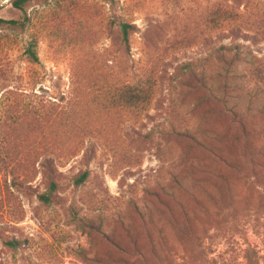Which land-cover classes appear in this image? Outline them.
Instances as JSON below:
<instances>
[{
	"label": "rangeland",
	"instance_id": "obj_1",
	"mask_svg": "<svg viewBox=\"0 0 264 264\" xmlns=\"http://www.w3.org/2000/svg\"><path fill=\"white\" fill-rule=\"evenodd\" d=\"M0 18L25 23L0 28V264H264V0H0Z\"/></svg>",
	"mask_w": 264,
	"mask_h": 264
},
{
	"label": "trees",
	"instance_id": "obj_2",
	"mask_svg": "<svg viewBox=\"0 0 264 264\" xmlns=\"http://www.w3.org/2000/svg\"><path fill=\"white\" fill-rule=\"evenodd\" d=\"M32 1H36V0H11V5L13 6V8H15L21 12H24V8ZM104 1H111V0H104ZM116 27H117L116 36H117L118 43L122 47V49L125 52H127L129 49V36L131 35V33H133L135 31V26L131 23L126 22V21L118 20L116 22ZM0 28H7V29L23 31L25 29V23L24 22L17 23L16 21H13V20H5V19L0 18ZM262 34L264 35V30H262ZM35 47H36V41L33 38L28 40V42L23 47L22 53H23L24 59L28 63L36 64L39 62ZM190 75H191V77H193V80L197 83H201L203 81V74L202 73L197 75L194 72L190 71ZM215 75L218 76L220 74L216 73ZM226 78H227V75L225 76V79ZM29 112L32 113L34 116H39L37 111L30 110V111H28V113ZM225 128L230 132V138L226 139V141H225V142H228L229 144L238 142L239 138L242 139L244 142V138H246L248 133H249L246 130V126H245L244 122H240V121L235 122V120H229L228 123H225ZM237 130H239L241 132V134H243V135L238 136L239 134L237 133ZM180 136L184 139L191 141L195 146L201 147V148L208 150V151H209V149L214 150L216 152L215 156H217V157H218V154H220V153H217L215 148L211 147L207 143L203 142V140L197 138L195 135H193L191 133L186 134V132H183ZM242 146H244V145H242ZM229 155L231 156V153ZM230 161L233 162V160H230ZM51 163H52V160H50L49 158H44L43 161L41 162V167L45 168V170H46L47 174H45V175L47 178L51 175V172H52V170L50 169ZM86 176H87V172L83 171L75 179V183L76 184L82 183L85 180ZM14 185H19V184H14ZM230 185L231 184L229 182L228 183V189L229 190H230ZM55 190H56V183L53 180V178H49V181L47 183V192L40 194L38 196L39 200L41 202H44V203L49 202L50 201V193L55 192ZM232 203H234V201L232 198H230L229 204H232ZM261 204H263V205H260L261 209H260L259 213L262 214L263 218H264V199L263 198H262ZM234 205L236 206V201H235ZM236 209H237V206H236ZM183 215H184V218L186 219L187 215H186L185 211L183 212ZM263 226H264V223H263ZM246 259H248V257H246ZM248 262L249 263H247V264H255L254 262L251 263L250 259H248Z\"/></svg>",
	"mask_w": 264,
	"mask_h": 264
}]
</instances>
